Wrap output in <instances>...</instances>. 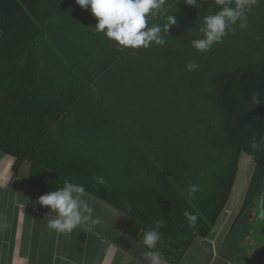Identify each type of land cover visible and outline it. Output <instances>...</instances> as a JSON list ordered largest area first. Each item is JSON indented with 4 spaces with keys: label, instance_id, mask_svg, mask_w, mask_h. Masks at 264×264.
<instances>
[{
    "label": "trees",
    "instance_id": "16d2710c",
    "mask_svg": "<svg viewBox=\"0 0 264 264\" xmlns=\"http://www.w3.org/2000/svg\"><path fill=\"white\" fill-rule=\"evenodd\" d=\"M166 7L178 20L166 44L133 50L92 29L97 19L76 0H0V152L15 158L14 177L29 162L43 194L83 185L147 251L144 232L164 220L157 250L179 264L226 209L243 154L255 168L233 229L264 188V0L206 52L191 41L219 11L214 0Z\"/></svg>",
    "mask_w": 264,
    "mask_h": 264
},
{
    "label": "crops",
    "instance_id": "0c3cea01",
    "mask_svg": "<svg viewBox=\"0 0 264 264\" xmlns=\"http://www.w3.org/2000/svg\"><path fill=\"white\" fill-rule=\"evenodd\" d=\"M14 164L13 156L0 152V264H149L147 250L125 234L121 213L88 193L84 198L99 223L81 225L71 234L50 230L47 222L55 213L47 216L50 209L39 205L44 194L29 183L30 163L24 162L16 177ZM243 202L231 215L229 201L209 237L195 240L179 264L227 262L219 253L230 247L229 234ZM160 264L172 263L161 259Z\"/></svg>",
    "mask_w": 264,
    "mask_h": 264
},
{
    "label": "clouds",
    "instance_id": "9594fccd",
    "mask_svg": "<svg viewBox=\"0 0 264 264\" xmlns=\"http://www.w3.org/2000/svg\"><path fill=\"white\" fill-rule=\"evenodd\" d=\"M190 7H201L207 0H183ZM256 0H214L219 11L208 12L203 16V26L199 29L202 37L191 41L192 47L198 51L211 50L214 44L221 43L228 33H234L236 28L247 27V14ZM82 9H90L97 24L94 29L98 33L113 40L122 49H148L152 44L165 45V36L172 26L177 25L175 14H169L166 0H76ZM163 14L165 23H153L154 18ZM199 66L195 63L187 65L188 71H194ZM251 103L260 105L259 93L254 94ZM251 147L255 150L261 144L255 140ZM98 184H104L103 177H96ZM199 190L198 185H189L188 196L193 197ZM86 189L83 185L65 181L58 190L42 195L39 205L50 209L47 216L55 213L53 219L48 220L47 227L60 234H71L79 226L99 223L93 217V208L84 198ZM190 227H194L198 217L189 211L184 212ZM165 226L164 220L155 222V226L147 229L143 234V244L148 251L144 259L149 264H160L162 253L157 250L162 233L159 229Z\"/></svg>",
    "mask_w": 264,
    "mask_h": 264
},
{
    "label": "rangeland",
    "instance_id": "374dc122",
    "mask_svg": "<svg viewBox=\"0 0 264 264\" xmlns=\"http://www.w3.org/2000/svg\"><path fill=\"white\" fill-rule=\"evenodd\" d=\"M239 164V174L228 206L231 215L237 211V209L233 211L231 209L237 204L240 205L244 200L255 168L254 160L246 154L241 156ZM229 237L230 247L226 248L227 251L225 249L219 253L221 257L227 260L224 264H264V221L258 216L255 206L234 226ZM198 250L199 244L194 248L195 253ZM219 263L221 264V262Z\"/></svg>",
    "mask_w": 264,
    "mask_h": 264
},
{
    "label": "water",
    "instance_id": "95a60500",
    "mask_svg": "<svg viewBox=\"0 0 264 264\" xmlns=\"http://www.w3.org/2000/svg\"><path fill=\"white\" fill-rule=\"evenodd\" d=\"M255 207H256L258 216L264 221V188L257 200V204L255 205ZM120 219L122 220L121 223L125 225L127 218L121 214Z\"/></svg>",
    "mask_w": 264,
    "mask_h": 264
}]
</instances>
